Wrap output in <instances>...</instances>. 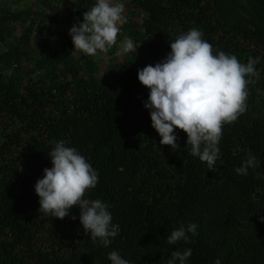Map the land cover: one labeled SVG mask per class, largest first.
<instances>
[{"label":"trees","instance_id":"16d2710c","mask_svg":"<svg viewBox=\"0 0 264 264\" xmlns=\"http://www.w3.org/2000/svg\"><path fill=\"white\" fill-rule=\"evenodd\" d=\"M36 3L0 7V264H111L113 250L131 264H167L189 247V264H264V0H130L139 19L122 26L143 48L118 54L114 45L106 69L69 35L96 0ZM192 28L241 63L260 57L247 111L223 126L215 170L188 154L181 129L179 150L160 144L138 79ZM60 140L99 171L85 195L106 202L121 227L109 247L84 232L78 206L62 219L39 211L35 184ZM248 153L259 167L238 175ZM190 222L197 234L169 245Z\"/></svg>","mask_w":264,"mask_h":264},{"label":"clouds","instance_id":"9594fccd","mask_svg":"<svg viewBox=\"0 0 264 264\" xmlns=\"http://www.w3.org/2000/svg\"><path fill=\"white\" fill-rule=\"evenodd\" d=\"M127 22L123 0H96L94 6L83 14L69 30L75 46L89 56L107 53L117 44L121 26ZM202 30L192 28L171 42V51L154 66L149 64L138 70L139 81L150 89L144 101L150 110L152 126L161 137V145H169L173 151L181 148L177 129L187 134L185 145L188 154L207 163L215 170L221 159L219 147L223 126L236 121L247 111L248 86L259 78L256 65L260 57H250L241 63L235 54L226 53L203 38ZM139 46L131 38L120 41L118 54L137 51ZM52 167L44 169V175L35 184L40 197V212L52 217L70 215L72 207L80 209L79 219L85 233L98 239L103 247H109L120 234L121 227L113 222L109 205L102 199L86 197V192L97 186L99 171L76 147H68L58 141L48 153ZM257 156L248 153L238 175L246 176L249 169L259 167ZM264 178V177H261ZM76 219L75 216H72ZM264 222V216L260 217ZM198 225L181 223L167 236V243L175 245L189 242L196 235ZM192 249L174 250L167 264H189ZM111 264H131L118 250L108 254ZM215 264H221L217 259Z\"/></svg>","mask_w":264,"mask_h":264},{"label":"rangeland","instance_id":"374dc122","mask_svg":"<svg viewBox=\"0 0 264 264\" xmlns=\"http://www.w3.org/2000/svg\"><path fill=\"white\" fill-rule=\"evenodd\" d=\"M36 2H38V0H24V1H18V0H4L0 3V7H4V8H9L11 10H14V11H17V10H20L22 8H26V7H29V6H39ZM123 2L125 3L126 5V15H127V22L131 21L132 24L136 23L138 21V17L135 18V19H130V12L128 10V7H129V2L130 0H123ZM125 37H128V38H131L130 35L125 32V30L123 29V26H121V31L120 33L118 34V38H117V44H116V47H117V53L119 51V48H120V41H122ZM132 39V38H131ZM133 40V39H132ZM12 45V44H10ZM143 47H138L137 50H140L142 49ZM131 52H136L135 50L134 51H131ZM122 54H125V53H122ZM96 57V60H98L101 64V66L106 69L107 68V63H108V59H109V55H108V52L107 53H98L97 55H95Z\"/></svg>","mask_w":264,"mask_h":264}]
</instances>
